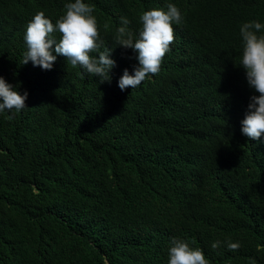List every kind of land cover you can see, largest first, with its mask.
Masks as SVG:
<instances>
[{"label": "trees", "instance_id": "16d2710c", "mask_svg": "<svg viewBox=\"0 0 264 264\" xmlns=\"http://www.w3.org/2000/svg\"><path fill=\"white\" fill-rule=\"evenodd\" d=\"M69 2L0 0V76L29 93L0 113V264H167L173 237L209 264H264V134L241 131L259 93L240 66V26L264 24V0H84L113 49L110 83L64 56L23 64L28 22ZM168 3L184 21L159 74L121 91L138 60L115 42L120 17L138 35Z\"/></svg>", "mask_w": 264, "mask_h": 264}, {"label": "clouds", "instance_id": "9594fccd", "mask_svg": "<svg viewBox=\"0 0 264 264\" xmlns=\"http://www.w3.org/2000/svg\"><path fill=\"white\" fill-rule=\"evenodd\" d=\"M94 11L93 4L74 0L64 5V11L55 23L46 17L44 11H38L26 25L24 40L27 51L23 64L31 61L33 66L51 70L57 56H64L72 67L79 66L88 74L100 77L101 82L110 83V71L116 66V61L111 58L113 49L103 47ZM183 21L184 15L173 3H168L166 8L143 11L139 16L141 27L138 35L130 30L128 18L120 17L115 42L125 49H132L138 60L132 74L125 69L119 78L121 91L129 87L135 89L150 76L159 74L163 58L175 39L173 25H180ZM108 28L105 24L104 29ZM57 32L59 40L53 35ZM240 35L243 41L240 66L245 70L249 86L259 93L250 97L248 111L241 121V131L251 140H259L264 134V24L256 20L244 22L240 26ZM28 95L27 91L20 94L14 90L13 85L0 76V113H12L8 119L27 107ZM220 246L221 241L211 244L213 249ZM239 247V242L227 241L228 250L235 251ZM167 264H209V260L201 248L190 246L185 239L173 237ZM252 264H255L254 260Z\"/></svg>", "mask_w": 264, "mask_h": 264}]
</instances>
